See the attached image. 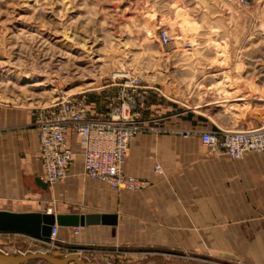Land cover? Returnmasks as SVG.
<instances>
[{
    "label": "rangeland",
    "instance_id": "1",
    "mask_svg": "<svg viewBox=\"0 0 264 264\" xmlns=\"http://www.w3.org/2000/svg\"><path fill=\"white\" fill-rule=\"evenodd\" d=\"M161 30L169 45L160 44ZM130 81L148 93L141 112L151 121L147 134H183L164 125L183 109L206 115L213 132L260 127L264 0L248 6L238 0H0L1 103L29 108L37 121L40 110L65 95L99 112ZM149 242L51 248L0 234V250L13 257L46 251L54 258L77 253L95 264H264Z\"/></svg>",
    "mask_w": 264,
    "mask_h": 264
},
{
    "label": "crops",
    "instance_id": "2",
    "mask_svg": "<svg viewBox=\"0 0 264 264\" xmlns=\"http://www.w3.org/2000/svg\"><path fill=\"white\" fill-rule=\"evenodd\" d=\"M89 109L96 119L105 113ZM175 112L164 125L183 134L144 130L125 155L123 173L149 181L148 188L116 192L89 179L76 139L67 131L74 162L63 180L43 189L37 184V179L45 183L38 121L29 108L0 102V211L47 214L52 205L51 215L117 216L115 226H58V242L68 245L144 246L152 241L264 263V155L247 153L239 160L214 155L200 140L214 130L211 119L191 109ZM143 118L148 126L147 114Z\"/></svg>",
    "mask_w": 264,
    "mask_h": 264
},
{
    "label": "built area",
    "instance_id": "3",
    "mask_svg": "<svg viewBox=\"0 0 264 264\" xmlns=\"http://www.w3.org/2000/svg\"><path fill=\"white\" fill-rule=\"evenodd\" d=\"M238 1L242 6H248L252 0ZM158 39L162 46L172 41L165 30L159 32ZM118 87L117 99L108 103L105 113L98 119L91 116L83 98L73 95L62 96L38 112L39 160L43 164L44 182L48 186L63 180L74 162L76 153L68 143L67 131H71L76 139V147L83 160V171L89 179L105 183L116 192L140 191L150 186L147 180L126 176L122 169L130 143L147 129L141 112L146 109L148 93L136 81ZM200 140L212 154L223 153L234 160L242 159L247 153L264 155V124L255 129L236 132H205L201 134ZM155 172L162 173L159 165L155 166ZM46 213L51 214L52 208L46 209ZM57 233L58 226L54 225L49 241L28 237L40 245L57 248Z\"/></svg>",
    "mask_w": 264,
    "mask_h": 264
},
{
    "label": "water",
    "instance_id": "4",
    "mask_svg": "<svg viewBox=\"0 0 264 264\" xmlns=\"http://www.w3.org/2000/svg\"><path fill=\"white\" fill-rule=\"evenodd\" d=\"M37 184L43 189L47 184L37 179ZM117 216L110 214H88V215H51L43 213H12L0 211V233H17L27 235L39 240L49 241L51 228L59 227H83L90 225L115 226ZM42 259L50 264H95L80 259L77 253L64 258H54L41 252L23 255L21 257L3 256L0 254V264H23L29 260Z\"/></svg>",
    "mask_w": 264,
    "mask_h": 264
},
{
    "label": "bare ground",
    "instance_id": "5",
    "mask_svg": "<svg viewBox=\"0 0 264 264\" xmlns=\"http://www.w3.org/2000/svg\"><path fill=\"white\" fill-rule=\"evenodd\" d=\"M237 101H243L242 99H237ZM245 101V100H244ZM1 255L3 256H8L6 253L0 252ZM32 262V261H31ZM28 263V262H27ZM71 262H68L66 264H70ZM24 264V263H23ZM31 264V263H30Z\"/></svg>",
    "mask_w": 264,
    "mask_h": 264
}]
</instances>
